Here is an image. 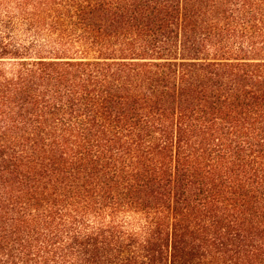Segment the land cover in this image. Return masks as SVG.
Listing matches in <instances>:
<instances>
[{"label": "trees", "instance_id": "16d2710c", "mask_svg": "<svg viewBox=\"0 0 264 264\" xmlns=\"http://www.w3.org/2000/svg\"><path fill=\"white\" fill-rule=\"evenodd\" d=\"M0 264H264V0H0Z\"/></svg>", "mask_w": 264, "mask_h": 264}]
</instances>
